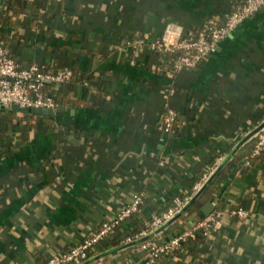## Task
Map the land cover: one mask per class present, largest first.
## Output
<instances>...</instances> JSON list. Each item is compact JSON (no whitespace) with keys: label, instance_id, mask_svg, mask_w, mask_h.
Masks as SVG:
<instances>
[{"label":"crops","instance_id":"obj_1","mask_svg":"<svg viewBox=\"0 0 264 264\" xmlns=\"http://www.w3.org/2000/svg\"><path fill=\"white\" fill-rule=\"evenodd\" d=\"M243 1L0 0V38L23 67L34 62L89 76L56 111L57 129L11 130L16 142L28 140L0 156V264L45 262L136 194L139 212L83 264H146V252L126 236L213 165H235L215 209L243 206L251 217L225 216L211 237L157 264H264V154H253L264 126V7L205 63L174 77L171 61L133 39L195 37L203 23L221 25ZM5 16L14 21L5 24ZM168 108L177 113L170 131ZM202 217L186 214L162 234L154 229L155 239L169 240Z\"/></svg>","mask_w":264,"mask_h":264},{"label":"built area","instance_id":"obj_2","mask_svg":"<svg viewBox=\"0 0 264 264\" xmlns=\"http://www.w3.org/2000/svg\"><path fill=\"white\" fill-rule=\"evenodd\" d=\"M264 7V0H244L234 11L228 14L224 23L217 25L215 20H210L213 25L200 29L195 37H183L175 42L161 40H147L143 36L135 39L136 45L148 44L152 51L162 54L163 59L172 62L169 73L174 77L183 70L197 68L205 63L210 53L222 40L232 34L246 19ZM73 76L69 67H59L54 72H48L37 63L23 67L10 54L9 50L0 42V104L19 105L29 109L47 108L55 110L58 103L52 91L67 83ZM171 92L174 88L170 89ZM177 113L168 108L164 118V128L167 131L176 127ZM264 153V126L257 133V142L254 155ZM219 165H213L208 173L203 175L201 182L195 185L193 192L185 196H176L173 204L161 214L154 215L145 226L125 238L136 251L146 252L148 263L154 262L160 255L172 253L185 246L190 239H196L197 234L204 236L218 228L225 216L247 220L252 213L243 206H238L229 211L215 209L209 215L195 221L189 228L172 236L169 240L157 242L155 230L171 223L184 210L190 199L206 183ZM143 199L139 194L133 197L132 202L123 204L115 217L103 221L94 231L88 232L77 244L60 252L53 253L45 262L40 264H83L90 258L92 249L109 234L115 232L120 224L139 212Z\"/></svg>","mask_w":264,"mask_h":264},{"label":"trees","instance_id":"obj_3","mask_svg":"<svg viewBox=\"0 0 264 264\" xmlns=\"http://www.w3.org/2000/svg\"><path fill=\"white\" fill-rule=\"evenodd\" d=\"M4 20H5V24H10L11 22L14 21V17L5 16ZM213 24L211 22H205L197 30L199 32L200 29H202L203 27H205L207 25L210 26ZM134 37H135V39L138 38V37H136V34H134L133 39H134ZM162 39H163V34H160L159 37L157 38V40L162 41ZM0 42L4 47L7 48L6 42L3 39L0 38ZM134 42H135V40H134ZM16 61L20 63V60L17 58H16ZM33 63H30V65ZM40 66L44 67L42 65H40ZM46 71L54 72V71H56V69L49 68ZM72 71H73L72 78L67 83H65V84H67L68 87L67 86L66 87L61 86L58 89H56L55 91H52V93L55 96V99L58 103L57 108L55 110H53L54 111L53 115H40V114H36V113H32V112L20 113V112L14 111L13 109L7 108V107H0V156L10 152L17 145H23L27 142L28 136L27 137L25 136L19 142H16V140L12 137V134H11V130H13L14 128H15V130H18V131L23 130L26 134H28L31 131H34L36 129H39V127H41L42 125L46 126L48 131H52L53 129H57L56 128L57 125L55 122V115H57L58 112H56V111L58 110V108L65 107L66 104L69 101H71L72 99H76L75 94H74V92L76 90V84L83 85V83L85 81H87L89 78L88 74H86L85 72L81 73V72H78L77 70H74V69H72ZM79 73H81V74H79ZM76 102L77 103L80 102V99L78 98L76 100ZM83 102H86V101L84 100ZM73 105H75V104H73ZM262 154H264V153H262ZM262 154H260V155H262ZM234 166L235 165H221L218 169H216V171L210 176L209 180L203 184L200 191H198L197 193H195V195H193V197L190 199V201L188 202V204L186 205L184 210L179 214V216L177 218H175V220L180 219V217H183L186 214L191 215L193 213H197V214L202 213L201 209H202V206L205 204L206 201H209V199H211V198L215 199L221 195L224 183L228 180L230 173L232 172ZM195 181H196V178H192V179L189 178L188 179V183L190 186H193ZM192 192H193V189L188 193H183L181 195H176V196H185V195H188ZM176 196L170 198V200H169L170 205L168 207H170L173 204V200ZM203 217H204V214H203ZM135 225H136V229H134L135 231H133V232H137V231L142 229V228L139 229L141 225L139 226V224H136V223H135ZM116 230H115V232H116ZM115 232H113L112 234H114ZM212 233H210L209 235H206V236L199 233V234H197L196 239L188 240L185 243L184 247L188 248L192 242H203L205 238L211 237ZM181 249H178V250H176L172 253H169V254L160 255V257H158L154 262H152V263L146 262V264H157L162 258L172 256V255L178 253V251H180Z\"/></svg>","mask_w":264,"mask_h":264},{"label":"water","instance_id":"obj_4","mask_svg":"<svg viewBox=\"0 0 264 264\" xmlns=\"http://www.w3.org/2000/svg\"><path fill=\"white\" fill-rule=\"evenodd\" d=\"M2 107H7V108H10V109H13L16 112H20V113L32 112V113H36V114H40V115H53L54 114L53 110L47 109V108H33V109H29V108H26V107H21L19 105H2ZM214 210H215V202H214V200L212 198L209 199V201L207 203H205L202 206V209H201V211H202V213L204 215H209Z\"/></svg>","mask_w":264,"mask_h":264}]
</instances>
